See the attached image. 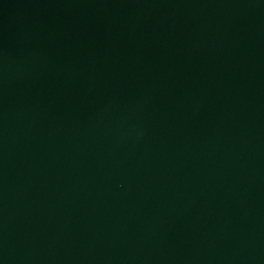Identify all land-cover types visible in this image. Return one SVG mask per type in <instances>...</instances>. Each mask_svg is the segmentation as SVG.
Instances as JSON below:
<instances>
[{"label": "water", "instance_id": "1", "mask_svg": "<svg viewBox=\"0 0 264 264\" xmlns=\"http://www.w3.org/2000/svg\"><path fill=\"white\" fill-rule=\"evenodd\" d=\"M0 264H264V0H0Z\"/></svg>", "mask_w": 264, "mask_h": 264}]
</instances>
